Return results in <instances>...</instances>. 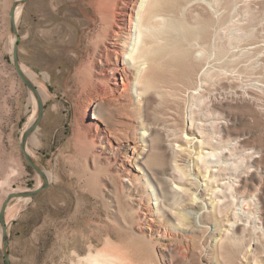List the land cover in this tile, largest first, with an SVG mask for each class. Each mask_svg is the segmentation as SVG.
I'll return each instance as SVG.
<instances>
[{
    "label": "rangeland",
    "instance_id": "374dc122",
    "mask_svg": "<svg viewBox=\"0 0 264 264\" xmlns=\"http://www.w3.org/2000/svg\"><path fill=\"white\" fill-rule=\"evenodd\" d=\"M14 1L0 0V181L4 182L0 208L6 192L34 189L40 181L20 149L35 105L12 61L9 10ZM111 2L29 0L21 10L20 62L47 94L28 148L50 182L8 221L10 263L71 264L78 255L101 246L108 235L117 245L127 246L137 264H264V0L186 1L188 7L180 13L171 41L184 38L187 30L209 34H200L195 62L184 55L181 63L169 54L170 47L160 49L150 76L164 85L163 96H150L142 108L146 138L152 142H144L147 150L142 155L150 158L144 164L138 159L124 166L120 159L131 155L142 119L138 113L132 116L131 110H117V101L111 108L116 122L111 124L120 134L106 141L104 154L96 151L99 142L95 147L75 146L74 123L86 101L81 93L98 87L90 73L97 69L90 65L88 54L101 49L103 37L97 38L106 26ZM184 70L194 73L197 90L190 75L181 74ZM207 70L209 97L199 110L196 105L194 118L218 152L209 159V169L216 170L210 179L197 157L201 133L196 125L190 126L188 115L190 93L206 88L201 77ZM112 78L106 80L109 90L117 88ZM185 83L191 89L182 87ZM209 100L211 109L204 106ZM208 110L218 121H228V133L210 128ZM91 115L87 114L88 120ZM183 127L193 137L182 133L190 138L191 147L178 139ZM177 144L186 149L176 151ZM202 149L210 150L208 145ZM184 165L195 176L197 196L216 209L214 214L210 208L201 210L208 214L201 230L190 223L193 219L184 221L178 214L190 210L186 194L180 198L173 194L181 176L177 167ZM243 199L249 205L241 213ZM220 234L222 242L215 246L213 237ZM0 264H6L2 245Z\"/></svg>",
    "mask_w": 264,
    "mask_h": 264
},
{
    "label": "bare ground",
    "instance_id": "6f19581e",
    "mask_svg": "<svg viewBox=\"0 0 264 264\" xmlns=\"http://www.w3.org/2000/svg\"><path fill=\"white\" fill-rule=\"evenodd\" d=\"M186 1L187 0H112L111 7L106 11L107 15L104 18L103 24H106V26L102 28V35L97 38L98 40L100 37H103L101 40V49L96 51L95 55H93L92 52L88 54L90 65H92V68L95 67L97 69L95 72L91 71L90 73L94 74V76L96 77L95 83L98 84V87H95L85 94H83V92L81 93L82 96H85L86 101H83L81 104L82 106L79 110L80 119L77 120L76 118L74 123L77 127V132H75V141H77L75 142L76 148H83L85 145L89 147H95L97 142H99L100 146H98L96 151H102V153L104 154L103 150L104 148H106L104 146L106 141H110V138L115 139L116 135L120 134L119 129L113 127L111 124L112 122H116V120L114 119V113L111 108L116 105L114 101H117L118 106H115L116 108H118L117 110H126V113L131 110L130 114L132 116L135 113H138V117L142 119L139 121L140 129H142L141 132L138 131L139 134L141 133L139 140L138 142L133 143L130 149L131 155L125 154L126 156L124 155L125 157L122 160L120 159V166H124L127 161L130 162L138 159H140L141 164H144L143 161H148L150 155L146 156V158L143 157V155H145L144 152L146 149V145L144 144V142L147 143L146 141H150V139L146 138L147 130L145 129L146 125L144 124L145 119H143L142 117V108L145 107L146 103H148L150 96H157L159 98H162L163 96L162 91L164 85L153 81L154 79L150 76L154 65L159 62L160 56L158 55V53L163 46H168L170 47L169 54H172L175 58H179V61L181 63H183L184 55L189 58L190 61L195 62V60H198V58L194 55V51L197 50V45L199 43L198 39L200 40L201 37L200 34H202L204 37L209 34L208 30H205L203 33L201 31L199 34L187 30V32L184 34V38L183 36H179V38L175 42L171 41V37L175 32L178 31L180 22L179 15L180 13H183L188 7ZM216 7H218V5H216ZM222 7H224L225 9L227 8L226 5H223ZM22 8V4H18V6L16 7V27ZM139 35H141V39ZM14 41L15 36L11 34V51ZM20 65L24 74L32 81V83L37 88L38 94L43 103L45 97L47 96L45 90L40 87V85H38L39 83L37 84L36 79L33 77L34 75L31 74L28 68L22 63H20ZM208 71L209 70L205 71L201 77V83L205 81L204 83L206 85V88L201 91H192L190 93L192 103L188 106V115L190 117L191 127L196 125L194 118L196 105H198L197 109L199 110V106L203 105L205 99L207 100V98L209 97L208 95L210 92L206 90L208 89V83L206 82L208 80L206 79V77L210 74L208 73ZM181 74L183 76L190 75L189 77L191 78L189 79L191 80V85H193V88L197 90V82L194 80V77L192 78V76H194V73L190 72L189 70H184ZM111 75H113L112 84L117 88L109 90V88L107 87L109 81L106 83V80H109ZM118 77L120 81H118ZM182 87L191 89L189 88V85L187 83L182 85ZM173 88L175 90L180 89L175 86H173ZM29 92L35 108L32 115L30 116L27 128L33 123L37 113L36 97L32 93V91L29 90ZM119 99L123 100L124 102H120ZM193 100L195 102H193ZM204 106L207 109H211L210 100L207 102V104H204ZM90 111H92V115L91 119L88 120L89 117L87 118V114H91ZM208 113L210 117H208L207 119L208 121H211L210 124L208 123L211 129L213 128L215 130L219 129L226 132L228 131L230 127L228 121H218V119H215V117L213 116V112H210L208 110ZM100 123L104 126L102 127ZM82 126L83 130L81 129ZM203 126H206V123L203 124ZM196 128L199 130L202 136V139L199 141L200 149L198 153H200L197 155V157L203 163L202 167L204 169L203 171H206V178L210 179V177L215 176L216 170L211 171L209 169V159L216 157L218 155V152L215 151L214 147H212V141L210 140V137L203 135L205 131L201 130L198 125H196ZM155 131L157 132L156 129ZM188 131H191V129H188ZM33 132L30 134L29 138L31 137ZM150 133L151 131L149 132V134ZM182 133L189 135L185 132V128L183 127L181 135L178 139L185 143L186 148L191 147V140H188L190 138L185 139V137L182 136ZM89 137H93V140H90ZM190 137L193 138L192 136ZM149 145H152L151 141L149 142ZM204 145H208L210 150L203 151L202 148ZM177 146L178 148L175 149L176 151H184L182 149H186L183 148L181 144H177ZM26 147L28 153L35 160L36 157L34 153L28 148V141ZM162 149L163 148H161L160 153L162 156H165V153L164 151H162ZM188 153L190 155L191 152ZM215 162H219V160ZM177 169L181 173V176H179L178 178L179 184H176V190H173V194L176 195L177 198L183 196V194L181 193L186 194V196L188 197V204L190 209H185L178 214L184 221H190V219H193L192 221H190V223L193 222L195 228L201 230L205 227L206 224L204 223H206L208 220V214L202 215L201 210L204 208H210L211 213L214 214V210H216L215 206L211 203V201L209 202V205L208 203L206 204V202L204 203V201L200 199L201 197L197 196V190L195 189L197 188L195 187L197 186V183L196 181L192 180L195 178V176L194 178H192L193 174L191 173L188 165L180 167L178 166ZM45 172L50 182L48 172ZM38 177L40 176L38 175ZM122 180L130 184V180L125 178H123ZM159 181L163 183L162 179H160ZM40 184L41 178L39 184H37L36 187H38ZM3 186L4 182L0 181V189L3 188ZM166 189H168V187H166ZM25 190L27 189L17 188L14 191H11L18 192ZM158 190L160 192L159 188ZM12 192H6L4 194V200H6L8 194ZM30 199L31 198H15L11 199L8 202L4 212V218L7 226L9 225L8 221L13 220V218L17 216V213L20 211L21 207L24 206V204ZM241 203L243 204L240 208V211L241 213H244V207L249 205V202H247L246 199H243ZM234 217H237V215H235ZM213 227L214 228L211 229V232L213 231L214 233L216 232L215 230H217L216 224H213ZM222 237V234H220L219 237H213L212 241L215 246L218 243L222 242ZM0 240L1 246V224ZM103 242L104 243L101 246L90 249L83 255H78L77 259L72 261L71 264H137L135 260H133L131 251L129 250V248H127V246L117 245L116 243L111 241V238L108 235H106ZM222 246L223 245H221V247Z\"/></svg>",
    "mask_w": 264,
    "mask_h": 264
},
{
    "label": "water",
    "instance_id": "95a60500",
    "mask_svg": "<svg viewBox=\"0 0 264 264\" xmlns=\"http://www.w3.org/2000/svg\"><path fill=\"white\" fill-rule=\"evenodd\" d=\"M28 1L29 0H15L12 3L11 8L9 10V26H10L11 34L15 36V41H14L13 48H12V61H13L15 71L18 74V76L20 77V79L22 80V82L26 85V87L30 91H32V93L35 95L36 101H37L36 118L33 121V123L28 128H26L24 130V132L22 133L21 141H20V149H21L25 159L29 163V165L40 176L41 184L34 189H27L25 191L12 192V193L8 194L6 200H4V202L2 204V208L0 210V224L2 226V254L4 256V260H5L6 264H11L10 260H9V250H8V241H9L8 226L6 225L5 218H4V212H5V209L7 207L8 202L11 199H15V198H33L34 196H36L37 194H39L41 191L45 190L49 186V180H48V177L46 175V172L33 159V157L28 153L27 147H26L30 134L35 130L39 121L42 118L43 105H44L42 103V99L40 98V96L38 94L37 88L32 83V81L22 71V68L20 65L21 62H20L19 53H18V41H19L20 36L18 34V30H17L16 24H15V11H16V7L18 6V4L24 5Z\"/></svg>",
    "mask_w": 264,
    "mask_h": 264
}]
</instances>
